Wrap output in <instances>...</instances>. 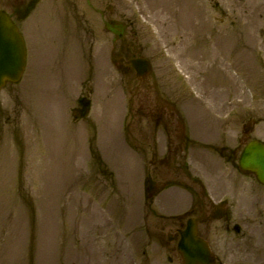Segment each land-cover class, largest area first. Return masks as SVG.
Instances as JSON below:
<instances>
[{
    "label": "rangeland",
    "instance_id": "rangeland-1",
    "mask_svg": "<svg viewBox=\"0 0 264 264\" xmlns=\"http://www.w3.org/2000/svg\"><path fill=\"white\" fill-rule=\"evenodd\" d=\"M6 4L0 0V7ZM35 4L23 24L27 70L20 82L0 90V264H141L148 255L146 226L161 220L155 212L181 201L167 198L170 192L153 201L144 199L149 206L140 203L141 197L113 199L112 191L123 193L131 179L126 175L120 179L117 166L115 174L107 170L101 175V152L94 144L89 155L87 150L79 151L82 138L88 135L90 140L95 129L89 118L82 119L83 111L71 117L76 96L80 91L90 93L92 80L101 87L100 95L102 84L115 82L116 87L107 86L105 94L118 90L129 112L137 109L152 118L168 105L180 115L184 102L176 80L182 71L209 95L208 104L185 105L191 137L209 128L212 111L217 113V119L211 116L215 122L224 115L231 99L233 144L241 133L264 140V0H39ZM74 21L85 30L84 38ZM189 31L194 36L186 38ZM121 55L127 60L148 58L154 84L151 75L141 80L133 73H119L116 59ZM221 59L230 63V70ZM82 76H89V83L86 78L83 83L79 80L80 89L75 83ZM161 97L164 103L154 108ZM101 104L111 113L118 105L116 101ZM99 111L95 102L97 126ZM63 113L66 117H59ZM128 117L132 140L139 125L144 129L147 122L155 124L140 117L134 122L132 114ZM178 123L182 126L181 119ZM97 142L101 145V133ZM83 155L96 167L88 168L82 158L81 162ZM119 155L118 163L133 173L131 156ZM172 169L163 168L168 173L160 171L162 178L155 176L162 181L161 188L179 182L194 186L191 178ZM232 174L238 175L233 169ZM107 208L117 211L116 221ZM108 255L118 256L105 259Z\"/></svg>",
    "mask_w": 264,
    "mask_h": 264
},
{
    "label": "flooded vegetation",
    "instance_id": "flooded-vegetation-1",
    "mask_svg": "<svg viewBox=\"0 0 264 264\" xmlns=\"http://www.w3.org/2000/svg\"><path fill=\"white\" fill-rule=\"evenodd\" d=\"M6 1L8 6L2 9L18 24L38 0ZM125 57H118L117 70L121 74L133 73L135 76V70L130 64L131 59L127 60ZM221 62H224V59H221ZM224 63L229 64L226 60ZM152 71L153 69L149 70L147 76L141 80L151 75L154 84ZM158 102L164 103L163 97L158 98L154 108ZM163 108L161 112L155 113L154 117L165 119L162 129L166 132L167 139L174 134L178 144L168 142L166 153L158 158L157 154H154L157 166L169 168L176 166L175 160H178L185 167L191 151L197 152L204 148L208 156L214 155L225 168L235 167L246 137L243 135V139H237L235 146L231 122L221 123L216 135L207 134L204 138L195 140L187 134L186 128L176 126L178 118L170 107L167 105ZM225 176L232 187L231 192L228 191L229 199L217 203L218 201L211 200L202 188L199 193L194 194L192 205L183 212L156 214L161 220L146 229L148 258L153 264H184L188 258L185 241L190 235L194 236V240L205 250V255L196 251L195 255L191 256L197 263H202L207 258L210 264H264V186L253 175L233 177L229 176L228 172ZM184 177L200 183L199 178L192 176L188 170H185ZM239 189H242L241 193Z\"/></svg>",
    "mask_w": 264,
    "mask_h": 264
},
{
    "label": "water",
    "instance_id": "water-1",
    "mask_svg": "<svg viewBox=\"0 0 264 264\" xmlns=\"http://www.w3.org/2000/svg\"><path fill=\"white\" fill-rule=\"evenodd\" d=\"M25 64L23 41L7 15L0 12V88L19 80ZM243 166L264 182V147L251 143L244 151Z\"/></svg>",
    "mask_w": 264,
    "mask_h": 264
}]
</instances>
